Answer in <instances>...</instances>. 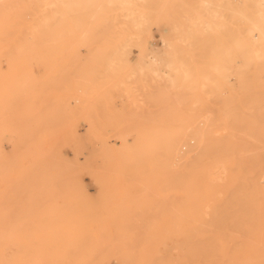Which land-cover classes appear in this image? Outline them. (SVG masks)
<instances>
[{
	"label": "rangeland",
	"instance_id": "374dc122",
	"mask_svg": "<svg viewBox=\"0 0 264 264\" xmlns=\"http://www.w3.org/2000/svg\"><path fill=\"white\" fill-rule=\"evenodd\" d=\"M211 1L0 0V264H264V56Z\"/></svg>",
	"mask_w": 264,
	"mask_h": 264
},
{
	"label": "bare ground",
	"instance_id": "6f19581e",
	"mask_svg": "<svg viewBox=\"0 0 264 264\" xmlns=\"http://www.w3.org/2000/svg\"><path fill=\"white\" fill-rule=\"evenodd\" d=\"M122 4L125 5V3L128 2V0H119ZM222 1V0H221ZM252 2V5L254 7L252 13L254 12V15L253 17H248V18H245L249 20V22L251 23L247 28H246V33H247V37L242 40L241 37H239V40H238V45H239V48L241 46H246L247 48L245 49L247 51V49H249L248 51H250L251 53L254 54V57H262L264 56V0H242L241 2ZM206 2L208 3L207 7L209 8L206 12V14H208L206 16V18H203L201 19V23L204 24V27L205 30L207 29V31L209 29H212V25L215 23H213L211 20L213 19L214 17V14L215 12L211 9H213L212 7V2L211 0H206ZM247 2V3H248ZM214 3V2H213ZM52 4V3H51ZM56 4V3H55ZM215 5V4H214ZM244 5V3H243ZM69 6V5H68ZM217 6V5H216ZM219 6V5H218ZM244 7V6H243ZM129 8V7H128ZM239 8V6H238ZM240 10V11H239ZM238 11L240 12V14L243 13V10H242V7L240 9H238ZM243 15V14H242ZM133 16V15H131ZM241 16V15H240ZM156 18V17H155ZM212 18V19H211ZM243 19H244V16H243ZM156 20V19H155ZM214 20V19H213ZM244 20V21H245ZM134 21V24H136V28L138 27L139 29H144V26H145V17L143 15H140V16H137L133 19ZM132 21V22H133ZM155 22V21H154ZM158 22V21H157ZM242 22V21H241ZM215 25V24H214ZM218 26V25H217ZM152 28V27H151ZM149 30V29H148ZM147 31V30H145ZM134 32H136L134 30ZM140 32V31H139ZM137 32V33H139ZM149 33H150V30H149ZM140 34V33H139ZM148 34V33H147ZM137 37L143 35H136L133 34ZM152 35V34H151ZM169 34H166L165 36H162V39L163 41L168 44L170 46L171 44V40H170V37L168 36ZM149 36V35H148ZM132 38V36H130ZM146 37V36H145ZM150 37V36H149ZM130 38V39H131ZM134 38V37H133ZM132 38V40H133ZM144 38V37H143ZM147 38V41H148V37ZM135 41V40H134ZM143 42V41H142ZM165 44V45H166ZM167 46V49H164V50H158V49H154L152 47L149 46V43L146 42L145 43V46L146 47L145 49L147 50L148 52V55L150 56V58L152 59L153 63L157 64L159 62V57L162 55L163 57L165 55H168V51L170 52V50H168V47ZM243 50V48H241ZM144 50V49H143ZM244 50V51H245ZM243 51V52H244ZM125 53V52H124ZM127 53V51H126ZM246 53V52H245ZM249 54V53H248ZM126 56V55H125ZM262 59V58H261ZM248 63V62H247ZM173 65V64H172ZM166 66L167 67H172L171 66V63H166ZM174 68V66L172 67ZM142 69V68H141ZM149 69V68H148ZM154 70H156L155 67H153ZM162 71V70H161ZM170 71V70H169ZM163 72V71H162Z\"/></svg>",
	"mask_w": 264,
	"mask_h": 264
}]
</instances>
